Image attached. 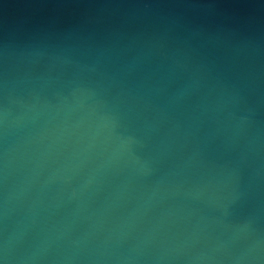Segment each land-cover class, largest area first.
<instances>
[{
	"label": "water",
	"instance_id": "water-1",
	"mask_svg": "<svg viewBox=\"0 0 264 264\" xmlns=\"http://www.w3.org/2000/svg\"><path fill=\"white\" fill-rule=\"evenodd\" d=\"M0 264H264V0H0Z\"/></svg>",
	"mask_w": 264,
	"mask_h": 264
}]
</instances>
